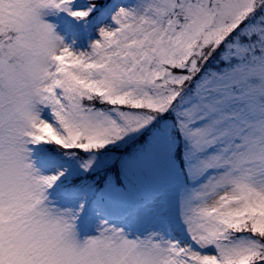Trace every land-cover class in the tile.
<instances>
[{
    "label": "snow or ice",
    "instance_id": "6c2138e0",
    "mask_svg": "<svg viewBox=\"0 0 264 264\" xmlns=\"http://www.w3.org/2000/svg\"><path fill=\"white\" fill-rule=\"evenodd\" d=\"M29 145L92 168L96 235ZM0 264H264V0H0Z\"/></svg>",
    "mask_w": 264,
    "mask_h": 264
},
{
    "label": "rangeland",
    "instance_id": "374dc122",
    "mask_svg": "<svg viewBox=\"0 0 264 264\" xmlns=\"http://www.w3.org/2000/svg\"><path fill=\"white\" fill-rule=\"evenodd\" d=\"M48 22H51L55 25V31L58 35H60L64 42L72 45L74 48H84L87 46L88 41L90 39L95 38L94 28L96 25V21L93 24H82L80 26L75 25L73 22L64 17L62 13L51 12L47 15L42 16ZM31 149L30 152V161L33 166L38 170L41 175H50L55 174L59 171H63V175L48 189H46V194L48 199L45 201L46 203H51L55 205L57 208H71L73 210L79 209L82 202L78 200H63V199H52L49 198V194L51 190H55L58 188V185L61 187L64 185L68 186L72 190H76L73 185V178L84 173L85 170L81 167L83 161L77 157L62 155V159H59L60 154L55 153L53 148L44 147L43 150L47 153L44 154L41 149L39 150V145H29ZM41 152L40 154L36 153ZM98 163V161H94L93 167ZM92 171L90 168L87 172ZM86 210L81 209L75 220V229L77 234V239L81 242L88 236L97 234V227L99 225L100 220H103V216H99L97 220L92 221L91 225L87 227V229L83 232L82 235L79 234L80 225L83 223L85 219Z\"/></svg>",
    "mask_w": 264,
    "mask_h": 264
},
{
    "label": "trees",
    "instance_id": "16d2710c",
    "mask_svg": "<svg viewBox=\"0 0 264 264\" xmlns=\"http://www.w3.org/2000/svg\"><path fill=\"white\" fill-rule=\"evenodd\" d=\"M48 147H49V148H53V149L56 150V152H58V154H60V155H65V154L61 153L60 151H58V150L56 149L55 146L48 145Z\"/></svg>",
    "mask_w": 264,
    "mask_h": 264
}]
</instances>
